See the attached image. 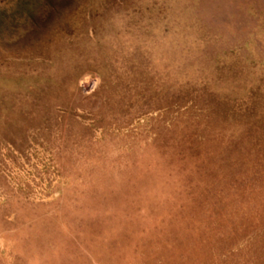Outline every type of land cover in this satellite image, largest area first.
I'll list each match as a JSON object with an SVG mask.
<instances>
[{"label": "rangeland", "instance_id": "rangeland-1", "mask_svg": "<svg viewBox=\"0 0 264 264\" xmlns=\"http://www.w3.org/2000/svg\"><path fill=\"white\" fill-rule=\"evenodd\" d=\"M256 187L264 0H0V264H264Z\"/></svg>", "mask_w": 264, "mask_h": 264}, {"label": "trees", "instance_id": "trees-1", "mask_svg": "<svg viewBox=\"0 0 264 264\" xmlns=\"http://www.w3.org/2000/svg\"><path fill=\"white\" fill-rule=\"evenodd\" d=\"M226 158V157H225ZM228 158V157H227ZM229 158H231V157H229ZM225 159V161L224 162H227V160L229 161V167L230 168H232V167H238L236 170H239V168H240V166L243 168V164H240V163H238L239 164V166H237V165H235L236 164V162H232V161H230V159ZM221 161H223V158L221 159ZM221 161H219V163L221 162ZM199 163L200 164H202L204 167H212L213 168V173L214 172H216L217 173V170H216V168H215V166H214V164L215 163H212L211 161H209V163L208 162H206L205 163V161H199ZM194 170H195V174L197 173V167L196 168H193ZM245 169H246V167H245ZM193 170V171H194ZM209 170H211V169H209ZM206 172V171H205ZM256 172V170L255 171H253V173H255ZM249 173H251L249 170L247 171V175H251V177H248V178H250V180H252L253 181V179H254V182H256V180H257V178H258V175L256 176V174L253 176L252 174H249ZM203 175V174H202ZM214 175V174H213ZM213 175H211V176H213ZM217 175V174H216ZM215 175V176H216ZM223 176H225V175H218L217 176V178H218V180H217V184L216 185H218L220 188H219V191L220 192H227V193H229L228 192V188H226L225 186H223V185H221V178H223ZM232 175H230V181H229V184L228 185H235V184H233V183H231V180H232ZM237 184H239V183H237ZM213 186V187H212ZM214 186L215 185H211V184H208V187H212V188H214ZM249 191H251V190H249ZM253 191V193L254 194H256L257 196H258V199H256V200H252V198H251V200H250V202H249V209H246V210H243V213L245 214V217H247L248 215H254V216H251V219H255V220H257V219H260V218H264V202H263V199L261 200V197H260V194H259V189H257V187L255 188V189H253L252 190ZM252 193V194H253ZM227 196V197H226ZM225 197H226V199L225 200H221L219 203H217V204H215L216 206L217 205H219V208H221V210H223L224 208H225V203L227 202V200H228V196L230 197V193H229V195H226ZM253 198H254V196H253ZM244 207H247V202L245 203V204H242ZM215 206V207H216ZM241 206V205H240ZM213 214V213H212ZM258 215H260L259 217H258ZM214 216V215H213ZM216 217V216H215ZM248 219V218H247ZM246 219V220H247ZM192 240V239H191ZM181 241L183 242L184 240H182V238H181ZM177 241H174V243H176ZM157 243V242H156ZM189 243H191V242H189ZM192 243H197V242H192ZM178 244V243H177ZM176 244V245H177ZM157 245L158 246H156L157 247V249H158V247L160 246V244L159 243H157ZM133 248V250L135 249V247L133 246L132 247ZM136 248L137 249H140V248H142L141 246H139V245H137L136 246ZM144 249V248H143ZM156 248H155V250H157ZM142 252L143 251H141V254H142ZM144 254L146 253L145 251L143 252ZM146 254H148V252L146 253ZM157 254V253H156ZM156 254H155V256H156ZM149 257L150 256V253L148 254V255H146V257ZM187 260H188V258L186 257V255L185 254H179V255H177V256H172V260H171V262L169 263V264H186V262H187ZM193 259H191V261H192ZM164 260H160V261H158L157 263H159V264H164V262H163ZM176 261H178V263H176ZM156 264V263H155Z\"/></svg>", "mask_w": 264, "mask_h": 264}, {"label": "built area", "instance_id": "built-area-1", "mask_svg": "<svg viewBox=\"0 0 264 264\" xmlns=\"http://www.w3.org/2000/svg\"><path fill=\"white\" fill-rule=\"evenodd\" d=\"M88 83H89V81L85 78V79L83 80V84H84V85H83V86H84L83 88H84V89H86V88H85V87H86L85 84L88 85ZM92 88H93V85L90 86L89 90H87V91L89 92L90 90H92Z\"/></svg>", "mask_w": 264, "mask_h": 264}]
</instances>
